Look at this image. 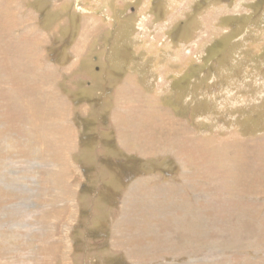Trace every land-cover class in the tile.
Returning a JSON list of instances; mask_svg holds the SVG:
<instances>
[{
    "label": "rangeland",
    "instance_id": "374dc122",
    "mask_svg": "<svg viewBox=\"0 0 264 264\" xmlns=\"http://www.w3.org/2000/svg\"><path fill=\"white\" fill-rule=\"evenodd\" d=\"M0 264H264V0H0Z\"/></svg>",
    "mask_w": 264,
    "mask_h": 264
},
{
    "label": "bare ground",
    "instance_id": "6f19581e",
    "mask_svg": "<svg viewBox=\"0 0 264 264\" xmlns=\"http://www.w3.org/2000/svg\"><path fill=\"white\" fill-rule=\"evenodd\" d=\"M158 190V189H157ZM152 191H154V189L152 188ZM155 192V191H154ZM185 212V211H184ZM192 217L194 216V215H191ZM145 217V216H144ZM144 222L145 221H141V224H144ZM192 223L193 224H196L197 222H196V220L195 219H192ZM201 223H205V220H201ZM149 227V226H148ZM153 228V227H152ZM147 230V229H146ZM155 230V229H154ZM148 232V231H147ZM116 233V232H115ZM156 234V233H155ZM132 235V234H131ZM132 238V237H131ZM112 240V239H111ZM122 240V239H121ZM127 240V239H126ZM124 240H122V242H123ZM125 242V241H124ZM64 245H65V249L66 250H68L69 251V249H71V248H68L69 246H68V244H65V242H64ZM128 247V246H127ZM149 247V246H148ZM151 247V246H150ZM118 248V247H117ZM121 248V247H120ZM147 248V247H146ZM136 249V248H135ZM138 249H140V248H138ZM149 249V248H148ZM147 250V249H146ZM150 251V250H149ZM127 255H136V253L133 251V250H131V249H129V250H127ZM152 253V252H151ZM141 256H144V255H141ZM148 256H152V255H149L148 254ZM133 257V259H134V256H132ZM152 258H154V257H152ZM66 260V259H65ZM135 260V259H134ZM150 260V259H149ZM152 260V259H151ZM150 260V261H151ZM132 262H134L135 263V261H132Z\"/></svg>",
    "mask_w": 264,
    "mask_h": 264
},
{
    "label": "crops",
    "instance_id": "0c3cea01",
    "mask_svg": "<svg viewBox=\"0 0 264 264\" xmlns=\"http://www.w3.org/2000/svg\"><path fill=\"white\" fill-rule=\"evenodd\" d=\"M138 202H140V201H138ZM136 205H137V204H135L134 207H135ZM125 206H126V207H133L132 204H127V203L125 204ZM191 217H192V216H191ZM196 222H197V220H196Z\"/></svg>",
    "mask_w": 264,
    "mask_h": 264
}]
</instances>
